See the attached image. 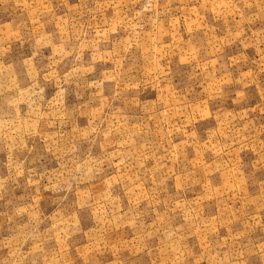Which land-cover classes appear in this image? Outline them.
Returning a JSON list of instances; mask_svg holds the SVG:
<instances>
[{
  "label": "rangeland",
  "instance_id": "rangeland-1",
  "mask_svg": "<svg viewBox=\"0 0 264 264\" xmlns=\"http://www.w3.org/2000/svg\"><path fill=\"white\" fill-rule=\"evenodd\" d=\"M0 264H264V0H0Z\"/></svg>",
  "mask_w": 264,
  "mask_h": 264
}]
</instances>
